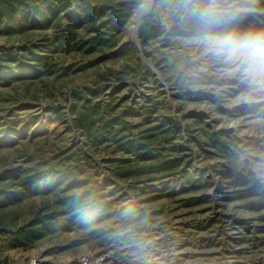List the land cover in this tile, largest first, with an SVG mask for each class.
Segmentation results:
<instances>
[{"label":"rangeland","instance_id":"1","mask_svg":"<svg viewBox=\"0 0 264 264\" xmlns=\"http://www.w3.org/2000/svg\"><path fill=\"white\" fill-rule=\"evenodd\" d=\"M70 1L76 5L79 0ZM80 1L108 8L107 16L120 14L119 6L114 8L120 0ZM128 1L134 2L129 16L110 37L108 46L113 48H105V53H127L125 57L104 62L100 60L104 53L81 55L59 49L53 76L15 82L3 89L0 99V177L7 172L27 176L73 169L75 161L64 152L76 149L78 179L92 180L100 188L110 203L108 213L96 225L23 245L13 232L40 215L54 213L56 200L79 191L63 185L48 196L19 204L0 199V264H28L32 258L42 264H67L90 254H109L111 264H264V86L243 77L238 61L217 60L205 53L194 33H184L175 0L122 2ZM224 7L235 18L216 31H264V0H227ZM146 10L139 27V16ZM145 19L154 31L143 39L139 33ZM91 34L81 29L85 40ZM59 36L50 28L38 32L33 42L50 45ZM21 43L0 37V48ZM87 88L100 89L92 97L105 109L98 119L108 117L107 111L110 115L129 111L128 130L117 139L129 136L124 139L128 140L174 118L182 127L181 137L195 140L188 143L187 160L196 185L206 187L159 199V193H142L150 184L148 177L120 178L118 173L128 159L134 161L133 156L114 141L92 144L72 126L71 95ZM213 136L232 144V163L256 175L259 194L237 199L248 187L235 185L234 177L225 172L227 162L208 154L215 152ZM176 142L186 144L180 137ZM201 144L205 152L200 151ZM152 148L161 156L171 153L166 142ZM159 181L151 185L159 186ZM126 210L135 214L130 224Z\"/></svg>","mask_w":264,"mask_h":264},{"label":"trees","instance_id":"2","mask_svg":"<svg viewBox=\"0 0 264 264\" xmlns=\"http://www.w3.org/2000/svg\"><path fill=\"white\" fill-rule=\"evenodd\" d=\"M122 1L114 6V8L119 6L120 9L117 18L112 15L107 16L109 9L104 6H90L80 0L76 1V5L70 0L1 1L0 37L18 39L22 43L16 47L0 48V99L3 89H9L15 82L36 81L53 76L58 67L54 54L59 49L65 48L81 55L104 53L100 58L104 62L117 61L125 57L127 53H105V48H113L114 45L108 46L110 37L121 29L134 3ZM179 15L183 16L181 24L187 31L184 33L195 34L192 22L185 18L181 10ZM234 24L240 25L237 22ZM50 28L60 33L54 42L50 45L33 42V37L38 32ZM82 28L89 29L92 33L89 39L82 38ZM149 31H154V28L148 19H145L140 28V37L144 39ZM98 93L100 89L92 88L72 93L74 99L70 106V111L74 115L72 126L92 144L102 145L114 141L121 151L127 152L130 157L133 156L134 161L128 159L118 173L120 178L137 181L148 177L150 184L141 191L147 195L159 193L160 196H156L159 199L206 187V185L200 187L196 185L197 179L191 172L193 167L191 160H187L189 158L187 152L191 149L188 143L195 140L192 137H181L182 127L174 118L167 117L155 129L138 136L132 135L128 140L124 139L129 136L117 139L128 130V121L125 117L129 111L126 109L117 115H110L111 112L107 111L108 117L98 119L101 112L105 111L92 100L93 95ZM159 130L160 132L156 133ZM179 137L180 140L181 138L185 140L186 144L176 142ZM162 142L171 145L169 148L171 153L161 156V152H155L153 145ZM212 144L215 152L208 154L227 162L225 172L234 177L235 185L248 187L247 190L239 192L237 199L259 194L261 186L257 183L256 175L249 169L240 170L235 163H232L231 158L234 153L232 144L222 142L218 136L212 137ZM199 148L202 152L206 151L203 145ZM64 154H69L68 160L75 161L78 167L76 149L68 150ZM77 167L52 169L43 175L21 176L15 172H7L0 177V184L4 185L0 189V199L9 204H19L35 196H48L63 185L67 186L69 191H79L74 196L56 200L54 213L40 215L28 226L13 232L23 245L31 244L59 231L70 232L74 227L85 228L96 225L106 217L110 207V203L106 200L107 196L92 180L78 179L80 173ZM156 179L161 180L159 186L151 185ZM126 212L128 213L125 217L126 223L130 224L134 221L135 214L128 210Z\"/></svg>","mask_w":264,"mask_h":264},{"label":"clouds","instance_id":"3","mask_svg":"<svg viewBox=\"0 0 264 264\" xmlns=\"http://www.w3.org/2000/svg\"><path fill=\"white\" fill-rule=\"evenodd\" d=\"M185 18L194 25L195 35L206 54L222 62H239L243 77L251 84L264 86V31L218 32V26L235 18L224 7L227 0H175Z\"/></svg>","mask_w":264,"mask_h":264},{"label":"built area","instance_id":"4","mask_svg":"<svg viewBox=\"0 0 264 264\" xmlns=\"http://www.w3.org/2000/svg\"><path fill=\"white\" fill-rule=\"evenodd\" d=\"M28 264H42L38 258H32ZM67 264H111L109 254H90L85 255L77 260L70 261Z\"/></svg>","mask_w":264,"mask_h":264},{"label":"water","instance_id":"5","mask_svg":"<svg viewBox=\"0 0 264 264\" xmlns=\"http://www.w3.org/2000/svg\"><path fill=\"white\" fill-rule=\"evenodd\" d=\"M153 1H154V0H151V2H153ZM146 12H147V10L144 11V12L139 16V19H138V26H139V27H140V25H141V23H142L141 18L143 17V15H144ZM139 27H138V28H139ZM135 34H137V30H136ZM142 60H144L145 63L149 64V66H152V64H151L149 61H146V59L144 58V56H142Z\"/></svg>","mask_w":264,"mask_h":264}]
</instances>
